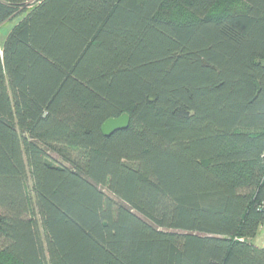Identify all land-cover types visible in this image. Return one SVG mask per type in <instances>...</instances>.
<instances>
[{
    "label": "trees",
    "instance_id": "trees-1",
    "mask_svg": "<svg viewBox=\"0 0 264 264\" xmlns=\"http://www.w3.org/2000/svg\"><path fill=\"white\" fill-rule=\"evenodd\" d=\"M15 18L0 264H264V0H0Z\"/></svg>",
    "mask_w": 264,
    "mask_h": 264
},
{
    "label": "water",
    "instance_id": "water-1",
    "mask_svg": "<svg viewBox=\"0 0 264 264\" xmlns=\"http://www.w3.org/2000/svg\"><path fill=\"white\" fill-rule=\"evenodd\" d=\"M130 116L124 112L117 117H109L101 124V132L104 136H109L118 130L126 129L129 125Z\"/></svg>",
    "mask_w": 264,
    "mask_h": 264
},
{
    "label": "crops",
    "instance_id": "crops-1",
    "mask_svg": "<svg viewBox=\"0 0 264 264\" xmlns=\"http://www.w3.org/2000/svg\"><path fill=\"white\" fill-rule=\"evenodd\" d=\"M249 241L255 246L264 248V224L260 226L257 233Z\"/></svg>",
    "mask_w": 264,
    "mask_h": 264
},
{
    "label": "rangeland",
    "instance_id": "rangeland-1",
    "mask_svg": "<svg viewBox=\"0 0 264 264\" xmlns=\"http://www.w3.org/2000/svg\"><path fill=\"white\" fill-rule=\"evenodd\" d=\"M19 18H15L10 20L9 22L5 23L3 27L0 30V44L2 43V40L7 33V31L12 27L13 24H15L18 21ZM54 157H57L55 154L53 155ZM60 160V159H58ZM62 163H67L66 161L60 160Z\"/></svg>",
    "mask_w": 264,
    "mask_h": 264
}]
</instances>
